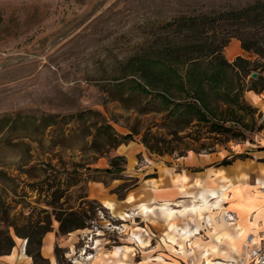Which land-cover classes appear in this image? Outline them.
<instances>
[{
	"label": "rangeland",
	"instance_id": "obj_1",
	"mask_svg": "<svg viewBox=\"0 0 264 264\" xmlns=\"http://www.w3.org/2000/svg\"><path fill=\"white\" fill-rule=\"evenodd\" d=\"M256 1L0 0V255L9 254L12 250L14 253L16 246L18 254L24 252L26 258H20V262L33 264L23 247L26 242L23 226L46 221L47 214L51 213L48 203L53 201L52 192L56 188H67L58 199L63 207L87 208L88 202L93 199L100 206L95 208L92 220H87L88 227L76 231L78 239L69 249L61 245L62 237L66 234L58 232V222L50 214V231L56 233L57 237L54 247L56 264H264V244H260L257 250L242 252L248 243L259 241L254 232L245 233L244 239L235 242L234 255L232 250L227 251L229 255H202L200 246H195L193 240L185 239L180 246L174 242L168 244L170 240L163 232L165 225L147 222L145 212L132 209L126 210L123 215L120 214L122 210L125 211L123 205L116 206L119 212L106 207L91 193V197L88 195V186L95 184L92 180L85 183V178L103 180L107 184L113 176H123L119 173L107 174L103 170L93 171V168L106 167L98 164L101 157L92 159L93 153L87 143L89 138H83L81 133L72 134L73 123H59L44 131L37 128L41 116L56 114L59 120L63 115L68 118L70 113L92 109L102 112L121 134L127 133L128 127L133 125L140 132L146 129L153 133L166 132L155 126L161 121V114L140 115L134 108H125L109 99L106 89L124 82V91L131 92L134 82H139L128 68L130 58L143 51L157 50L174 43L180 35L189 40L201 37L203 29L200 23L188 29L182 25H170L172 19L239 8ZM225 24L218 28L217 35H226V31L232 28ZM258 28L260 30V26ZM246 30L256 31L252 27ZM236 40L239 44L238 54L241 55H237L236 50L228 55L231 42ZM223 54L228 61L242 56L250 62H258L260 66L255 72L264 77V58L241 50L237 38H230L223 48ZM252 64H247L241 70L242 77L235 75V85L242 90L247 103L244 92L252 87V72L248 75L246 72L252 68ZM183 70L180 67V71ZM154 102L157 100L152 99L151 103ZM244 122L257 127L261 118L256 114H245ZM59 127L64 129L66 138L59 143L55 139L53 143ZM198 128L200 136H209L205 133V126ZM245 133L247 138H254L251 132ZM192 134L194 136L195 132ZM202 137L200 140H208ZM136 143L142 146L137 158L141 159L142 153L146 152L150 165L156 166L160 173L164 170L163 164L175 165L176 169H180L179 150L172 154L152 153L141 142V133L123 144L130 148ZM123 148L127 152V148ZM215 148L223 149L218 145ZM187 152L192 153L191 150ZM204 152L206 150L200 151ZM114 154H118L116 149L102 157L108 162ZM251 159L254 160L253 157ZM73 162L80 164L81 173L79 182L68 186L72 177L61 167L69 168ZM135 164L136 158L133 157L131 168ZM122 183L126 188H131L137 179L123 178ZM124 193L125 189H120L115 194L119 198ZM215 217L217 221L230 219L236 224L242 222L224 208H219ZM179 219L183 221L184 218L176 219L177 223ZM10 222L17 226L19 234L8 226ZM209 230L205 229L204 237L198 235L197 240L202 245L214 242L211 241L213 233ZM151 243L157 246L160 254L152 256V251H147ZM221 246L226 249V244ZM30 247H36L35 237Z\"/></svg>",
	"mask_w": 264,
	"mask_h": 264
},
{
	"label": "trees",
	"instance_id": "obj_2",
	"mask_svg": "<svg viewBox=\"0 0 264 264\" xmlns=\"http://www.w3.org/2000/svg\"><path fill=\"white\" fill-rule=\"evenodd\" d=\"M263 21L264 1L261 0L239 8L222 9L200 16H180L172 19L170 25H182L191 29L196 23H200L203 30L199 39L189 40L180 35L174 43L164 45L157 50L143 51L128 60V68L139 82L130 80L135 83L131 92L124 91V82L109 86L111 88L106 89L109 99L117 101L125 108H134L140 115L161 114V121L155 126L161 130L165 129L166 132L153 133L147 129L140 132L138 127L133 125L128 127L127 133L121 134L114 129L102 112L92 109L70 113L68 118L63 115L59 120L57 119L59 115L56 114L41 116L37 128L44 131L59 123L62 125L73 123L72 134L81 133L83 138H89L87 143L93 153V160L107 155L111 150L133 140V137L140 133L144 146L150 152L159 155L172 154L176 150H179L180 156L185 155L189 150L211 152L216 149L215 146H225L230 140H245L247 139L245 131L253 134L261 130L262 123L257 127L245 124L244 115L254 114L255 109L244 100L242 90L235 85V75L242 77L241 70L249 63L253 64L246 72L247 75L255 71L260 64L255 61L250 62L242 56H236L230 62L225 58L223 48L230 38L235 37L240 41L244 51L264 58ZM225 23L232 28L226 31V35H217L218 28L226 25ZM250 27L255 28L256 31L246 30ZM180 67L184 68L183 72L180 71ZM250 84L252 87L249 89L261 91L264 89V77L258 74L250 79ZM152 99H156L157 102L151 103ZM199 126H205L207 128L205 133L209 136H200ZM193 128H197L196 131H187ZM58 129L56 134L58 138L55 136L52 139L53 143L55 139H58L57 143H59L66 138L64 129L62 127ZM192 132H195L194 136ZM201 137L208 140H200ZM238 157L244 158L247 155L240 154ZM231 160L223 159L220 165H227ZM260 161L264 162V159ZM125 165V157L114 154L109 158L106 168H93V171L103 170L107 174H120L125 169ZM79 167L80 164L76 162L70 164L69 168H65L64 165L61 167L72 177L68 186L79 182L78 176L81 173ZM87 180L106 184L103 180L89 178H85V183L88 182ZM120 189L124 190L126 186L123 183L119 184L111 192L116 193ZM66 190L67 188H56L52 192L53 201L48 203L54 219L58 222L60 234L88 227L87 220H92L95 208L100 206L93 199L88 202L87 208L63 207V203H58V199ZM122 197L123 195L119 198ZM43 211L47 212V210ZM51 213L47 214V220L43 223H28L23 226V235L26 237L25 252L34 264H49L48 259L41 255L40 248L43 236L52 229ZM8 226H12L19 234L13 222ZM34 237L36 247L31 248L30 243ZM8 238L10 245L13 246L9 234Z\"/></svg>",
	"mask_w": 264,
	"mask_h": 264
},
{
	"label": "crops",
	"instance_id": "obj_3",
	"mask_svg": "<svg viewBox=\"0 0 264 264\" xmlns=\"http://www.w3.org/2000/svg\"><path fill=\"white\" fill-rule=\"evenodd\" d=\"M231 43L228 55H232L235 50L237 55H241L238 54L237 40ZM244 97L255 109L254 114L259 115L262 123L261 130L254 132V138L251 137V140L248 138L230 140L225 146H220L222 150L216 148L214 151L204 153L187 152L178 158L180 169H176L175 165L163 164L162 173L156 166L150 165V157L146 152L142 153L141 159L137 158V154L142 150L140 144L136 143L130 148L122 144L127 148V152L119 145L116 152L126 159L125 169L120 175L123 178H136L137 183L131 188H126L123 197L118 198L111 192V188L118 186L123 178L113 176L107 184L94 181L95 186H88V195L98 198L115 212H119L116 210L117 205H123L125 211L122 210L120 213L123 215L126 210L132 209L145 212L147 222L154 221L165 225L163 232L170 240L168 241L170 245L174 242L180 246V243L187 239L193 240L195 246H200L204 251H200L202 255H229L227 251L230 250L234 255L235 242L244 239L245 233L250 231L260 239L248 243L242 252L257 250L260 244H264V162L260 161L264 159V89L246 90ZM240 154L247 157L240 158L238 157ZM133 157L136 158V164L131 168L130 162ZM223 159L232 160L227 165H220ZM98 164L102 167L108 166L103 157L99 159ZM219 208H224L242 222L236 224L230 219L219 221V218L217 221L215 214ZM239 214H242L241 217ZM179 217L184 219L183 221L179 219L177 223L176 219ZM203 227L213 233L212 244L202 245L197 240L198 235L206 236V228ZM77 230L63 235L61 242L63 247L69 249L77 241ZM56 240V233L48 231L41 241V255L48 259L49 264H56L54 252ZM222 244H226V249L221 246ZM25 245L26 242L23 244L24 250ZM156 247L151 243L147 251H152V256L160 254ZM173 248L176 249L175 246ZM20 258H25L24 252L20 251L18 254L15 246L14 253L12 250L9 254L0 255V264H23ZM30 263H33L31 257Z\"/></svg>",
	"mask_w": 264,
	"mask_h": 264
},
{
	"label": "water",
	"instance_id": "obj_4",
	"mask_svg": "<svg viewBox=\"0 0 264 264\" xmlns=\"http://www.w3.org/2000/svg\"><path fill=\"white\" fill-rule=\"evenodd\" d=\"M256 76H257V72L253 71V72L251 73V77H252V78H255Z\"/></svg>",
	"mask_w": 264,
	"mask_h": 264
},
{
	"label": "built area",
	"instance_id": "obj_5",
	"mask_svg": "<svg viewBox=\"0 0 264 264\" xmlns=\"http://www.w3.org/2000/svg\"><path fill=\"white\" fill-rule=\"evenodd\" d=\"M248 239H250V236H249V238Z\"/></svg>",
	"mask_w": 264,
	"mask_h": 264
},
{
	"label": "bare ground",
	"instance_id": "obj_6",
	"mask_svg": "<svg viewBox=\"0 0 264 264\" xmlns=\"http://www.w3.org/2000/svg\"><path fill=\"white\" fill-rule=\"evenodd\" d=\"M224 191H226V190H224ZM85 254V253H84Z\"/></svg>",
	"mask_w": 264,
	"mask_h": 264
}]
</instances>
